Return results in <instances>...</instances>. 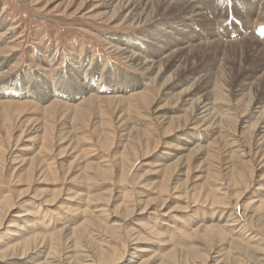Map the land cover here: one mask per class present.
Wrapping results in <instances>:
<instances>
[{
	"label": "rangeland",
	"instance_id": "374dc122",
	"mask_svg": "<svg viewBox=\"0 0 264 264\" xmlns=\"http://www.w3.org/2000/svg\"><path fill=\"white\" fill-rule=\"evenodd\" d=\"M174 1L0 0V264H264V0Z\"/></svg>",
	"mask_w": 264,
	"mask_h": 264
},
{
	"label": "bare ground",
	"instance_id": "6f19581e",
	"mask_svg": "<svg viewBox=\"0 0 264 264\" xmlns=\"http://www.w3.org/2000/svg\"><path fill=\"white\" fill-rule=\"evenodd\" d=\"M104 2H105V4L106 5H109L110 4V2H109V0H103ZM167 1H169V0H167ZM158 2H159V4H162L163 3V0H158ZM175 3H177V5H175L176 7H172L171 8V10L172 11H174V12H176L177 10H180V9H182L183 7H184V5H185V2H184V0H175L174 1ZM117 5L119 4V5H122V8H121V10H123L124 8H125V3L123 2V3H121V1H119L118 3H116ZM115 4V5H116ZM150 4H149V2L146 4V6H145V8H142V10L141 11H139L138 13H137V16L138 17H141V19H142V17L143 16H145V14L148 12L147 10H148V8L150 7L149 6ZM116 7V6H115ZM144 18V17H143ZM260 18H258V20L256 21L257 23L260 21L259 20ZM255 22V21H254ZM250 22V25L248 26L247 24H245V25H243V26H241V27H239V29H236V31H235V33L236 34H232V33H228V34H226L225 35V37L226 38H228V39H240L239 37H243L244 35H247L248 33H249V35H251L250 33H252L253 35H254V31H256L255 29H257L256 27L258 26V25H260V24H258L257 25V23L255 22ZM264 25V24H263ZM245 28V29H244ZM247 28H249L250 30H249V32H246L248 29ZM247 33V34H246ZM253 37V36H252ZM255 37V36H254ZM254 46V45H253ZM249 47V46H248ZM255 49V48H254ZM122 50H123V52L121 53L122 55L123 54H128V52H130L129 50H127V48H122ZM124 58H126V59H128V60H130V61H132L133 63H135L136 65H141V62H139V58H138V55H136L135 54V52H132V54H130V55H126ZM149 64V63H148ZM1 67H2V63L0 62V75H2V71H1ZM140 68H142V69H144V70H148L149 69V66H147V64H143ZM93 75H94V73H93V71H91L90 72V79H91V77L93 78ZM105 76V72L104 71H102L101 72V74L99 75V80L101 79V78H103ZM106 77V76H105ZM89 79V80H90ZM63 79H59V81H58V83H60L61 81H62ZM22 82H23V88L25 89V90H27L25 93H23V92H18L19 94H22V95H27L28 96V94H26L27 92L29 93V95L32 93H34L33 91H31V89H33L34 88V86H33V82H31L30 81V79L27 77L26 79H24V80H22ZM58 83H55L54 82V85L56 84V86H57V84ZM60 85V84H59ZM58 93V91L56 92L55 91V94L54 95H56ZM64 93V92H63ZM15 95H19V94H17V93H14ZM35 95H38V94H36V93H34ZM188 94H186L185 96H184V98L182 99V101L183 102H185V101H188L189 99H186V96H187ZM42 97H46V95H44V96H42ZM203 102H205V100H202V102L201 103H203ZM209 104V103H208ZM214 106V105H213ZM203 107H207V109H205V110H203L202 112L204 113L205 111H206V113L203 115L204 117L205 116H207L209 119H212L213 118V115L211 116V111L210 112H207L208 111V106H207V104H204L203 106H201V108H203ZM201 113V112H200ZM202 117V116H201ZM209 121V120H208ZM216 226L215 225H206V226H203V228H204V232H203V236L204 237H206V236H210V237H212L210 234H212L213 235V232H215L216 233V228H215ZM11 233V232H10ZM241 233V232H240ZM12 235H18V233L17 232H12ZM202 235V234H201ZM216 235H221V233H217ZM202 236V237H203ZM221 238V237H220ZM27 239H29V238H27ZM223 239V238H222ZM234 239H232V241H233ZM27 242H28V240H27ZM12 247H14V246H12ZM192 250V249H191ZM136 251H139V252H149V251H151L148 247H146V248H142V247H140V248H137V250ZM200 255V257H201V259L203 260V261H205L206 260V258L208 257L207 256V254H206V256H204V255H201V254H199ZM133 257H136V256H133ZM97 259H95L94 257H93V259L90 257L89 259H87V260H92V264L93 263H96V264H121V262H117V260H115V259H113L111 262H108V261H106V259H105V256L104 255H102L101 253L99 254V255H97V257H96ZM209 260V259H208ZM211 263L213 264V263H216V264H219V263H221V259H219L218 257H211ZM207 261V260H206ZM129 262H131L130 260H129ZM128 262V263H129ZM134 262V261H133ZM50 264V263H49ZM89 264H91V263H89ZM145 264H147V263H145ZM201 264H203V263H201Z\"/></svg>",
	"mask_w": 264,
	"mask_h": 264
}]
</instances>
